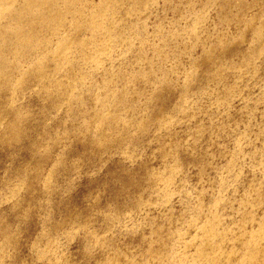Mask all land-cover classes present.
I'll use <instances>...</instances> for the list:
<instances>
[{"label":"rangeland","instance_id":"1","mask_svg":"<svg viewBox=\"0 0 264 264\" xmlns=\"http://www.w3.org/2000/svg\"><path fill=\"white\" fill-rule=\"evenodd\" d=\"M0 264H264V0H0Z\"/></svg>","mask_w":264,"mask_h":264}]
</instances>
